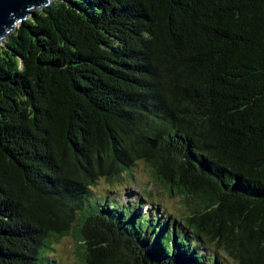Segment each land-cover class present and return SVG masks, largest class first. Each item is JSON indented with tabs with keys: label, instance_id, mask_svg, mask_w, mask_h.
I'll return each instance as SVG.
<instances>
[{
	"label": "trees",
	"instance_id": "16d2710c",
	"mask_svg": "<svg viewBox=\"0 0 264 264\" xmlns=\"http://www.w3.org/2000/svg\"><path fill=\"white\" fill-rule=\"evenodd\" d=\"M138 160L180 217L90 198ZM67 235L79 264H264V0H52L6 35L0 264Z\"/></svg>",
	"mask_w": 264,
	"mask_h": 264
},
{
	"label": "rangeland",
	"instance_id": "374dc122",
	"mask_svg": "<svg viewBox=\"0 0 264 264\" xmlns=\"http://www.w3.org/2000/svg\"><path fill=\"white\" fill-rule=\"evenodd\" d=\"M51 1L49 0V3ZM89 195L91 199L113 198L123 204L134 202L140 213L147 210L153 215L161 213L163 216L169 215L168 220L178 218L187 211L181 198L169 194L166 189L154 182L151 168L144 160L136 161L129 171L123 169L120 176L111 181L100 177L91 186ZM200 242L201 253L205 257L216 258L218 260L216 264H238L224 249L217 248L212 243ZM49 254L58 260L59 264L80 263L76 254V242L70 235L54 241Z\"/></svg>",
	"mask_w": 264,
	"mask_h": 264
},
{
	"label": "water",
	"instance_id": "95a60500",
	"mask_svg": "<svg viewBox=\"0 0 264 264\" xmlns=\"http://www.w3.org/2000/svg\"><path fill=\"white\" fill-rule=\"evenodd\" d=\"M48 3L49 0H0V42L18 23Z\"/></svg>",
	"mask_w": 264,
	"mask_h": 264
}]
</instances>
